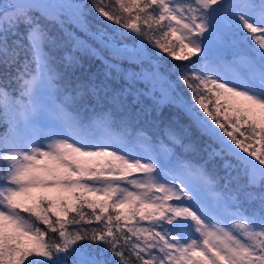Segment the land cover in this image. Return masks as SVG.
Returning a JSON list of instances; mask_svg holds the SVG:
<instances>
[{
  "label": "snow or ice",
  "instance_id": "6c2138e0",
  "mask_svg": "<svg viewBox=\"0 0 264 264\" xmlns=\"http://www.w3.org/2000/svg\"><path fill=\"white\" fill-rule=\"evenodd\" d=\"M0 65V264H264V0H0Z\"/></svg>",
  "mask_w": 264,
  "mask_h": 264
},
{
  "label": "trees",
  "instance_id": "16d2710c",
  "mask_svg": "<svg viewBox=\"0 0 264 264\" xmlns=\"http://www.w3.org/2000/svg\"><path fill=\"white\" fill-rule=\"evenodd\" d=\"M7 2H8V0H4V3H7ZM78 2L85 3L86 0H78ZM94 16H95V14L93 13V17ZM93 17H90V20H92V23L94 26L93 30H95V26L97 24V21L95 19H93ZM100 20L103 21L105 24L109 23L107 21H104L103 18H100ZM68 27L71 28V26H68ZM101 27H102V25H101ZM112 27H117V26L113 25ZM23 31H24V29L22 27L21 32H23ZM73 31H75V30L73 29ZM120 31L125 32L126 30L120 29ZM56 34L59 35L58 31ZM76 34L80 35V33H78V32ZM63 38L65 41H67V39H68L67 36H65ZM117 38L121 39V42L123 44H128V45H131L133 47L137 46V44L139 43V41L137 39L133 38L132 33H128V35L124 38H120V37H117ZM153 51H155V50L153 49ZM21 59H23V57H21ZM194 59H199V57H195ZM89 63L92 64V70L93 71H95L99 67V61L90 62V61L85 59V61H84L85 68L88 67ZM171 63L179 64V63H188V62H180V61L172 60ZM121 70L123 72H126V73H128V71L130 70V72H134L135 74H137L140 77L139 79L136 80L135 85H134V87L137 90L144 91L145 89H150L147 87L148 86L147 84L144 85V82H146V80L140 76V72H141V70L148 71V72L151 70H154L152 65L148 64L147 62H145L143 65H141V63H139L138 61L131 59V60H125L122 63ZM5 71H9V72H11L12 75H15V73L12 72L11 69L6 70L2 65H0V80H6L7 79V77L3 75V73ZM79 75H80V73L77 72V76H79ZM172 79H175V77H172ZM117 83L120 84V83H122V81H120L118 79ZM9 87H10V89H15L16 88L15 82H13L11 85H9ZM180 87L182 89L183 96L188 97L190 95L188 90L182 84ZM157 92H159V90ZM13 94H15V93H13ZM157 96H158V94H157ZM145 103L150 105L152 103V101L149 99V100L145 101ZM209 106L211 107V105H209ZM221 119H223V117H221ZM173 122H177L179 125H188L190 123V119L182 111H178L175 107H169L167 102H163V104H162V115L158 120H156L155 122H150V123L146 124V123H144V120L141 117L140 119L135 120L134 124H135L137 129H142L149 137L152 138L153 146L156 147L157 150L159 151V146L162 143L167 144L171 148V145L167 141L166 136H165V128L169 124H173ZM4 131H5V126H0V134H3ZM241 131H243V128H241ZM237 135H239V133H237ZM173 151L179 152L180 150L177 147ZM189 158L193 159V160L199 159V157H196V156H190ZM164 163H167V160L164 161ZM248 207H249V210L255 209L258 207V203L253 202L250 205H248ZM85 211H90V210L85 209ZM94 226L95 225H93V227ZM40 227H43V225H40Z\"/></svg>",
  "mask_w": 264,
  "mask_h": 264
},
{
  "label": "rangeland",
  "instance_id": "374dc122",
  "mask_svg": "<svg viewBox=\"0 0 264 264\" xmlns=\"http://www.w3.org/2000/svg\"><path fill=\"white\" fill-rule=\"evenodd\" d=\"M248 43H252L251 41H248ZM123 44V43H122ZM123 45H126L129 49H134V48H136L137 46H135V47H133V46H131V45H128V44H123ZM138 45V44H137ZM236 51L238 52V53H244L245 51H247V49H246V46L245 45H243V44H241V45H239L238 46V48L236 49ZM154 70H151V71H144V70H141V72H140V76L143 78V79H145L144 77H146V76H149L152 72H153ZM128 73L129 74H131V73H134V72H130V70L128 71ZM140 78V77H139ZM146 80V79H145ZM145 84H147L148 86V88H152V81L151 80H146V82H144V85ZM160 84L158 83L157 85H156V88H157V91L159 90V88H160ZM158 94V98H160L159 97V92H156V95ZM160 154V157H161V159H162V161L164 162V161H166L167 160V158L164 156V153L163 152H161V153H159ZM22 215H27V214H23L22 213Z\"/></svg>",
  "mask_w": 264,
  "mask_h": 264
}]
</instances>
